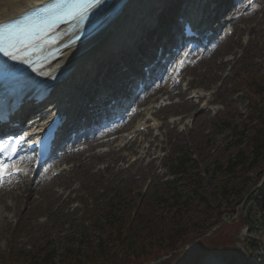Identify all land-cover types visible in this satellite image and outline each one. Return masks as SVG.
Returning a JSON list of instances; mask_svg holds the SVG:
<instances>
[{"label": "rangeland", "instance_id": "rangeland-1", "mask_svg": "<svg viewBox=\"0 0 264 264\" xmlns=\"http://www.w3.org/2000/svg\"><path fill=\"white\" fill-rule=\"evenodd\" d=\"M259 8L264 9V0ZM257 17L264 23L263 10ZM244 26L245 21L238 23L240 29ZM234 32L211 59L191 56L180 73L183 78L180 88L185 96L166 97L153 110L158 113L151 117L150 125H155L154 129L151 135L139 137V145L145 148L155 137L165 141L162 150L152 156L158 158L156 176L150 167L143 168L144 175L128 182L123 178L108 181L101 176L86 180L85 173H67L66 178L55 182V188L66 186L64 200L70 198L72 202L58 213L45 211L44 202L31 212L4 213L3 220L6 216L8 222L0 217V264H37L43 255H51L55 264H62L65 255H91L100 240L115 235L121 228L134 242L148 245L154 239L150 237L151 231H162L166 236L179 226L188 232L181 245L175 251L155 246L144 264H228L233 257L236 264H264V211L257 202V191L264 186V176L259 182L260 175L245 173L251 180L248 183L237 176L231 184L233 188L226 192L231 193L229 202L216 196L226 182L216 167L234 161L240 149V138L234 132L241 133L248 117H254L253 106L259 100L251 95L257 85H264V27L256 35L237 29ZM207 60L211 66L220 63L226 66L205 73ZM117 71L118 68L112 67L104 80L113 82ZM197 93L213 105L207 108L202 102L192 101L194 105L189 106L191 97ZM147 103L137 109L144 110ZM179 120L181 123L173 127ZM252 131L246 133L247 138L254 134ZM242 143L245 144V139ZM84 144L77 145L73 151L80 150ZM100 150L108 148L96 151ZM64 164L68 165L65 169L73 167L70 163ZM64 164H49L42 176ZM40 181L41 176L36 175L34 185ZM247 221L252 228L247 226ZM112 238L115 240L116 236ZM250 241L261 248L252 252L255 257L248 251ZM119 250L117 244H111L110 251L118 252V257L123 255ZM109 264L115 263L111 260ZM120 264L134 263L125 259Z\"/></svg>", "mask_w": 264, "mask_h": 264}, {"label": "bare ground", "instance_id": "bare-ground-1", "mask_svg": "<svg viewBox=\"0 0 264 264\" xmlns=\"http://www.w3.org/2000/svg\"><path fill=\"white\" fill-rule=\"evenodd\" d=\"M45 1L48 0H0V23L11 20L21 13L36 7ZM166 1L167 0H129L125 7H123L122 11L118 14V17L109 22L98 35L93 37L91 40H88L85 44L81 46H75L69 51L65 52L62 58L53 66H51V69L57 72L58 75L69 72V76L67 78H63L61 85L55 88L52 93L51 99L53 100V106L56 108L52 112L51 107V109L47 111L46 114H41L37 117L44 121L45 118H50L54 115L63 116L70 113L67 116V121L76 117L77 121L82 123L84 116L87 114L88 116H91V113L86 112L83 116L80 114L73 115V112L80 103L83 102L84 104L85 100L87 99V104L85 103L86 109L94 110V108H99L100 106L102 107L104 104L101 101L97 103V105L94 103L93 107H90V102L92 99H90V101L88 100L92 96H89L92 90L88 89L87 91L82 92L80 87L85 83H88L89 86H92V83L96 82V77L98 74L105 70L108 64L116 61L117 58V61L122 63L126 60H129L127 59L129 55H133L137 52H133L134 48L141 46L139 51L143 49L144 47L142 46L145 43L143 37H151L155 31L151 29L157 27L159 24L158 20L162 17L163 11H165L171 4H167ZM257 2L258 0H256L254 7L249 8L247 4L244 9L237 11V13L242 12L239 21H235L232 16L228 17V19L225 20L226 24L222 27V31L227 33L228 30L233 27V29H237L239 32L244 31L249 35H256L258 29L264 27L263 20L257 19V13L261 12L262 10L264 13V9H260L257 5ZM161 5H163L162 8H160ZM221 6V3L215 4L214 9H212L210 12L212 13L215 10L218 11ZM161 10L163 11L158 13ZM245 11H249L250 13L244 16ZM244 21L245 26L243 29H240L238 27V23H243ZM253 23H256V25L252 26ZM204 25H207V22H205ZM174 29L177 35H179L178 27L175 26ZM211 33H214V29L211 30ZM156 36L157 35H155V37ZM172 38H174V34L167 30L164 40ZM157 39L159 40L160 36H158ZM210 42L216 43L214 40H211ZM161 47L166 49L167 53L172 51L166 47V41L161 44ZM211 52L213 51L209 52L210 59L214 55ZM94 61H98L93 65V69L95 70V73L97 72V74L91 76L86 74L84 75L85 77L79 81L78 79H80V77H82L86 71L85 66L93 63ZM208 62V60L204 62L206 63L205 67L207 69L205 73H212L213 70L223 69L226 66V63H220L217 66H211L210 62ZM179 64L180 63L178 62L169 69L171 73L173 72L171 78L164 79L157 87L151 86L149 89H141L139 91V97L141 96V98L138 97L136 100L137 104L142 106L146 101H148L144 110H136L134 112V110H132L133 108L131 107L127 116H122L117 122L113 123L115 124L121 121L122 123L117 124V126H113L111 123L106 126L102 125L101 129L95 131L94 133L77 139L74 145L78 144L79 142H86V146L81 148L79 151H72V147H69L64 152V156L58 159L57 162L70 163L73 165V167L70 168L65 174H63L64 171H62L60 177L57 179H51L50 175L48 174V177L44 176L41 178L39 184L35 186L34 181H32L28 176L29 173L27 174V172L33 171L34 165H32L28 171L27 168L31 164L30 160L19 159L21 164L24 165L23 168L19 167L21 176L17 178H19L20 181L18 183L14 182L13 180L16 177L13 179H5L2 182L0 181V217L2 220L4 213H9L13 210L16 213L21 210H24V213L31 212L38 206H41L44 202H46L45 211H53L58 213L60 210L64 209L72 201L70 198H66L64 200L67 190L66 186L59 185L55 188V182L61 178H66L67 173H85V175H87L85 178L86 180L93 179L95 176H101L106 178L108 181H114L119 178H123V181L128 182V180L135 181L136 176L140 174L144 175V173L141 172L143 168L150 167L153 169V175L156 176L155 169L157 168L156 160L158 158L153 159L152 156L158 150H162L165 141H161L159 137H155L152 142L148 143V146L142 148V146L139 145V137H147L152 134V130L155 125H150V119L151 117L158 115V113L153 112V110L157 109L156 107L158 105H162L163 100L166 101L164 99L165 97L171 99L175 95L182 97L185 96L184 92L177 83L178 77L180 78V76L177 74V68ZM198 64L200 65L201 62ZM203 68L204 67H202V69ZM123 78H125L124 75L118 76L115 79L117 82L116 84L119 86L123 85ZM139 79V82H144V75H139ZM129 83L130 85L127 86L125 92H128V89L133 87L132 83H135L134 77H130ZM189 85L191 86V84ZM202 98L203 97L200 94L191 97L195 103V100L199 101ZM117 102H119V99ZM121 102H123L122 99ZM210 104L211 102L209 101L207 105ZM190 105L193 106L194 104L189 103V106ZM24 110L25 111H22L19 113V115H17L20 117V119L27 112H29L30 107H27ZM105 120L108 121L105 119V117H102L93 122L94 124L99 125L100 122H104ZM180 123L181 120L175 122L173 127H177ZM144 127H148L147 130L145 132L139 133V131ZM163 127H166V125L164 124ZM41 128L42 125L40 123H36L32 124V126H30L27 130L23 129L16 131V134L25 139H30L31 137L40 133ZM156 128L161 129L159 126H156ZM69 130L75 131L74 127L72 126L69 127ZM68 131L65 132L62 137H66L68 135ZM119 134L120 136L116 140L108 139L106 141L108 137ZM115 143H117L116 146ZM101 147H107L108 150H101L97 152L96 150ZM54 159H57V157L53 158V160ZM145 162L147 163L146 165L144 164ZM40 168H38V170ZM11 170L12 168L6 171L0 165V177L8 174V172ZM59 170L62 169H56V171ZM93 170H95L94 173L91 172ZM54 172L55 171H53L51 174ZM57 188H59V190ZM5 200H7V204L5 203ZM55 206H57L56 211L53 210ZM3 221L8 222L9 218L5 216Z\"/></svg>", "mask_w": 264, "mask_h": 264}, {"label": "trees", "instance_id": "trees-1", "mask_svg": "<svg viewBox=\"0 0 264 264\" xmlns=\"http://www.w3.org/2000/svg\"><path fill=\"white\" fill-rule=\"evenodd\" d=\"M252 96H256L257 99L259 98L261 101H264V85H257L256 92L252 93ZM257 117L260 118V126L255 127L254 135L247 138L249 142L244 148H241L242 141L239 142L238 145L240 149H238V153L233 159L234 161H230L227 165H218L216 167V170L226 178V182L222 183V187L217 191L216 196L227 202H229V195L231 193L226 192L228 191V188H233V185L231 186V184L237 180V176L241 177L245 183H248L249 181L244 177V173L247 171L254 173L264 172V113L259 111ZM241 134L245 136L244 132ZM200 200L203 203L206 202L204 197H200ZM246 224L250 225L251 223L250 221H247ZM186 231L187 229L181 226L172 228V234L170 233L166 236L163 235L162 231H151L150 237L152 236L154 239L152 242L148 243V246L145 243L138 244L134 242V239L128 237L125 230H122L121 228L115 235L110 234L109 238H103L100 240L98 244L95 245V248H97L96 251L92 252L91 255L85 254L86 256L79 255L77 257H71L69 254L65 255L61 262L62 264H109V261L112 260L113 263L120 264L127 259V261L132 260L134 264H144L145 261H148L151 257L150 250L155 246H166L175 251L188 236V232ZM158 233L159 235L156 236L155 234ZM113 236H116L115 240L112 238ZM113 243L117 244V247L120 248L119 251H121L123 255L118 257V252L112 253L110 251L111 244ZM93 250L94 248L90 251ZM83 257L84 260H82ZM41 258L42 259L38 260L37 264H55L53 256L51 255L42 256ZM234 262L235 258L233 257L231 258V261H229V264H233Z\"/></svg>", "mask_w": 264, "mask_h": 264}, {"label": "snow or ice", "instance_id": "snow-or-ice-1", "mask_svg": "<svg viewBox=\"0 0 264 264\" xmlns=\"http://www.w3.org/2000/svg\"><path fill=\"white\" fill-rule=\"evenodd\" d=\"M99 3V0H75V2L70 4H65L62 7L66 9V15H70L73 19L83 18L84 14L91 8L95 7ZM7 44V46H5ZM30 45L22 40L17 39L15 42L11 40L5 42L0 38V53L5 56H8L12 60H16L17 52H20ZM3 145H0V151H3Z\"/></svg>", "mask_w": 264, "mask_h": 264}, {"label": "water", "instance_id": "water-1", "mask_svg": "<svg viewBox=\"0 0 264 264\" xmlns=\"http://www.w3.org/2000/svg\"><path fill=\"white\" fill-rule=\"evenodd\" d=\"M264 208V207H263Z\"/></svg>", "mask_w": 264, "mask_h": 264}]
</instances>
